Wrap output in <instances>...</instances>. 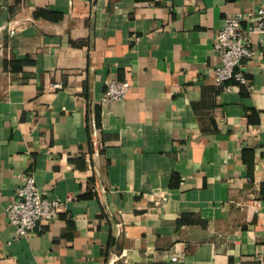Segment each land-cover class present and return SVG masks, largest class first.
I'll return each instance as SVG.
<instances>
[{"label":"crops","instance_id":"0c3cea01","mask_svg":"<svg viewBox=\"0 0 264 264\" xmlns=\"http://www.w3.org/2000/svg\"><path fill=\"white\" fill-rule=\"evenodd\" d=\"M263 7L0 3V264H264V45L251 87L219 84L215 50ZM110 80L132 89L103 104ZM29 176L60 212L19 237L7 208Z\"/></svg>","mask_w":264,"mask_h":264},{"label":"built area","instance_id":"2783aa9c","mask_svg":"<svg viewBox=\"0 0 264 264\" xmlns=\"http://www.w3.org/2000/svg\"><path fill=\"white\" fill-rule=\"evenodd\" d=\"M8 0H0L7 3ZM257 18L251 20L250 14L238 12L229 16L220 30L215 50L220 57V65L216 67V77L220 85H226L234 80L240 85L251 87V79L246 76V62L255 58L258 45L253 42V36L260 37V45H264V7L259 9ZM16 34L14 26L10 25L8 35ZM57 89L62 85L55 84ZM102 103L110 104L128 97L132 85L127 81L110 80L106 85ZM16 200L7 208L11 225L16 227L17 236L24 237L42 231L43 225L53 221L60 212V201H52L41 192L34 176H29L19 187ZM178 261L179 257H175Z\"/></svg>","mask_w":264,"mask_h":264},{"label":"trees","instance_id":"16d2710c","mask_svg":"<svg viewBox=\"0 0 264 264\" xmlns=\"http://www.w3.org/2000/svg\"><path fill=\"white\" fill-rule=\"evenodd\" d=\"M97 124H98V127L100 128L101 127L100 119H98Z\"/></svg>","mask_w":264,"mask_h":264}]
</instances>
